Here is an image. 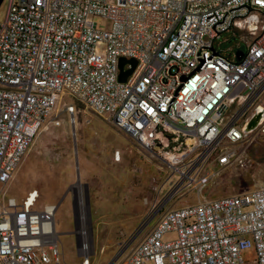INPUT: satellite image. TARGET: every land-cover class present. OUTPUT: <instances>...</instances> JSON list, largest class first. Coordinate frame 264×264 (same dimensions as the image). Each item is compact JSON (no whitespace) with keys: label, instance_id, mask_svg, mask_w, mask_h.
Wrapping results in <instances>:
<instances>
[{"label":"built area","instance_id":"2783aa9c","mask_svg":"<svg viewBox=\"0 0 264 264\" xmlns=\"http://www.w3.org/2000/svg\"><path fill=\"white\" fill-rule=\"evenodd\" d=\"M4 2L0 264H61L59 204L40 205L38 190L20 201L10 190L59 106L76 116L73 102L170 171V202L197 194L196 203L161 213L120 264H247L243 254L252 249L254 264H264V186L204 195L264 135V116L247 131L264 112V0ZM244 32L250 40L238 39ZM131 60L137 66L122 82ZM81 246L90 264L87 240Z\"/></svg>","mask_w":264,"mask_h":264},{"label":"rangeland","instance_id":"374dc122","mask_svg":"<svg viewBox=\"0 0 264 264\" xmlns=\"http://www.w3.org/2000/svg\"><path fill=\"white\" fill-rule=\"evenodd\" d=\"M6 8L7 2H3L0 19ZM96 22L100 27L108 25L100 18ZM239 35L241 41L250 40L246 32ZM73 104L77 107L75 117L61 105L58 117L46 124L10 195L21 201L30 191L38 190L40 205L59 204L56 219L61 264H84L83 239L89 245L90 264H120L161 213L196 203L197 194H180L170 202V171L104 117L78 102ZM245 153L244 164L222 171L205 188V197L237 196L264 186V135ZM243 259L254 264L255 250L246 251Z\"/></svg>","mask_w":264,"mask_h":264},{"label":"water","instance_id":"95a60500","mask_svg":"<svg viewBox=\"0 0 264 264\" xmlns=\"http://www.w3.org/2000/svg\"><path fill=\"white\" fill-rule=\"evenodd\" d=\"M3 2H4V0H0V8H1ZM243 54H244L243 49H241L239 52H237V54H236V59H237V61H240L241 56H242ZM129 62H130V64L132 65V69H130V70L127 71V72H122V73H121L120 80H121L122 82H125V81H126V79H127L132 73H133V71L135 70V68H136V66H137V62H136L135 60H131V61H129ZM125 63H126V60H125V59H122V60H121V63H120V67H121V69H123ZM263 116H264V112H263V113L256 114V115L251 119V121H250V123H249V125H248V127H247V131L255 130V129L258 127V125H259L260 121L262 120Z\"/></svg>","mask_w":264,"mask_h":264},{"label":"bare ground","instance_id":"6f19581e","mask_svg":"<svg viewBox=\"0 0 264 264\" xmlns=\"http://www.w3.org/2000/svg\"><path fill=\"white\" fill-rule=\"evenodd\" d=\"M80 187V186H79ZM80 196H81V198H82V200H83V198H84V195L82 194V192L80 191ZM85 219V214L84 213H82V218H81V220L83 221ZM81 234H84V233H81Z\"/></svg>","mask_w":264,"mask_h":264}]
</instances>
